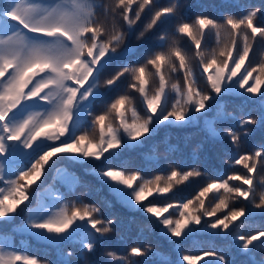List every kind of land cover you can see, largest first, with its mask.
Listing matches in <instances>:
<instances>
[{"label": "snow or ice", "instance_id": "obj_1", "mask_svg": "<svg viewBox=\"0 0 264 264\" xmlns=\"http://www.w3.org/2000/svg\"><path fill=\"white\" fill-rule=\"evenodd\" d=\"M236 7L220 23L202 15L190 21L181 0H0V264H41L16 245L14 234L55 249L54 264H149L150 256L159 257L152 264H264V257L253 258L264 253V230L242 231L252 218L264 221V143L240 150L256 129L264 130V61L250 60L258 37L264 44V24L254 23L264 20V4ZM213 32L217 47L206 51L202 43ZM129 89L139 94L143 115L129 107ZM234 98L241 103L229 112ZM190 126L220 145L227 165L245 171L216 172L193 197L159 203L207 173L170 167L146 178L109 163L143 148L162 127ZM90 129L98 136H89ZM80 164H90L85 173L107 187L112 200L103 198L105 207L114 200L145 214L175 258L142 241L126 255L108 250L118 218L78 196L66 199L90 189L73 170ZM199 233L226 243L184 254L179 246ZM101 250L107 259H90Z\"/></svg>", "mask_w": 264, "mask_h": 264}, {"label": "trees", "instance_id": "obj_2", "mask_svg": "<svg viewBox=\"0 0 264 264\" xmlns=\"http://www.w3.org/2000/svg\"><path fill=\"white\" fill-rule=\"evenodd\" d=\"M105 2L112 4L113 0H105ZM170 0H160L161 4H167ZM181 3L186 4L187 15L191 20H194L197 15L209 16L215 18L218 22L223 23L225 17L228 14L237 13V5H250L253 7H259L264 4V0H181ZM135 7V5L133 6ZM146 22V20H145ZM108 26H111V17L108 18ZM139 23V22H138ZM254 23L260 25L264 24V20L259 18ZM143 27L142 24L139 25ZM139 30V28L137 29ZM135 46L136 41H131ZM217 47L216 36L213 32L202 43V48L206 51H211ZM250 60L253 66L264 61V44L260 43L259 37L254 43L253 50L250 53ZM247 66V62H246ZM115 65L110 66L108 72L114 71ZM193 68L197 73L199 69H196L195 62H193ZM105 72L101 76V80L108 74ZM256 74L254 73V76ZM176 74L173 73L175 79ZM251 83V81H250ZM127 84V81L121 84L118 91L122 92ZM205 80L200 79L199 86L203 88ZM128 94L132 97L129 107H135L140 115L144 113L141 109V99L138 93L134 90H128ZM115 94H113L114 98ZM171 100V98H170ZM241 103L239 98H234L232 103L228 105L227 110L233 111V105ZM102 105L97 104L96 111L101 110ZM256 113L253 112V115ZM211 115V114H210ZM126 116L131 120V112H127ZM110 119L112 117L110 116ZM118 123V120L116 121ZM219 127V125H217ZM89 136L97 135V130H89ZM226 143V141H225ZM261 143H264V130L256 129L254 134L248 138V140L241 146V152L250 151L255 147H258ZM155 145V151H152V147ZM202 145V147H198ZM171 146V148H169ZM195 153V156L193 155ZM229 159L219 144H215L213 141L206 139V135L199 127H162L158 132L145 141L144 147L135 149L133 151L123 152L120 157L110 159L111 163L115 167H120L122 164H126V171L132 172L141 170V174L146 178H154L156 175H166L171 168H177L179 170H187L190 167L200 168L206 172V176L198 178H192L185 184L178 185L174 188L173 193L167 194L166 197H160L159 203L167 202H179L186 198L193 197L200 187H203L209 180V178H215V173L219 172L222 175H226L232 172H241L245 170L242 166L230 167L225 162ZM195 160V163L193 161ZM95 165L99 166L100 161H93ZM90 164H80L73 166V170L79 175L83 181L90 185L89 188H79L75 192V196L69 195L67 200H73L75 197H80L85 203L96 204L101 207L103 214L112 218L116 216L118 218L116 230L109 235L107 241L108 250H115L120 255H126L130 247L134 246L137 242H143L145 244L153 246L157 251H163L168 254L169 258H175L174 253L170 250V245L160 234L159 227L153 225L145 214L138 211H130L125 207H122L119 203L113 200L111 208L104 206L103 198L107 197L112 200V197L108 193L107 187L100 184V182L92 175L85 173V168ZM48 179L46 183L51 184V174H47ZM15 178V177H13ZM7 179V177H6ZM258 179V177H257ZM23 182V181H22ZM39 183V182H37ZM238 183V182H233ZM36 189V185H32L28 191L33 192ZM99 189V191H97ZM55 195V193H52ZM153 199V197H149ZM33 203L35 199L33 198ZM147 203V201H145ZM207 203V201H206ZM23 207V205H21ZM167 215V214H165ZM220 215V214H218ZM20 217L17 216L16 220L19 222ZM120 219L123 223H120ZM261 223H264L259 217L252 218L246 222L242 231L247 233H254L257 230H264L260 228ZM7 227H11L10 225ZM13 239L17 246L28 249L31 255L38 257L41 264H54L58 259L55 249L49 248L47 245L37 243L35 240L21 234H14ZM220 246L226 243V241L219 237H211L205 233H199L196 236L190 238L184 244L180 245L184 249V254L198 255L202 254V251L211 250V244ZM71 250L70 247H65V251ZM233 257L236 260L244 259L243 256L236 255L234 250L232 252ZM264 257V253L257 252L253 257L254 259H260ZM92 260H104L107 259L103 250L98 251L96 256L90 257ZM139 259V258H137ZM149 264H152L153 260H158L159 257H147ZM211 257H204V260H211ZM197 264H204V261H197Z\"/></svg>", "mask_w": 264, "mask_h": 264}]
</instances>
